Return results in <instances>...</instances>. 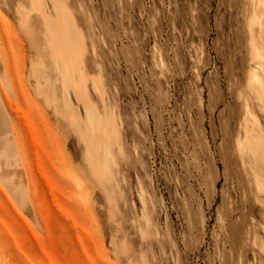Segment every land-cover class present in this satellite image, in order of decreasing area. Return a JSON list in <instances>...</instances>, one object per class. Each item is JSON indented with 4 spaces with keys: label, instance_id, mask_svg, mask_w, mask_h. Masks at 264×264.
<instances>
[{
    "label": "rangeland",
    "instance_id": "rangeland-1",
    "mask_svg": "<svg viewBox=\"0 0 264 264\" xmlns=\"http://www.w3.org/2000/svg\"><path fill=\"white\" fill-rule=\"evenodd\" d=\"M256 2L0 0V264H264Z\"/></svg>",
    "mask_w": 264,
    "mask_h": 264
},
{
    "label": "bare ground",
    "instance_id": "bare-ground-1",
    "mask_svg": "<svg viewBox=\"0 0 264 264\" xmlns=\"http://www.w3.org/2000/svg\"><path fill=\"white\" fill-rule=\"evenodd\" d=\"M254 1H257L256 3H257V5L255 6H253V12L252 13H254L253 15H254V17L253 18H255L254 19V21H255V23H258L259 24V22H260V18H261V16H263L264 17V14L263 15H261V14H258L257 13V11H256V7L258 6V7H264V0H254ZM256 17H258V18H256ZM259 21V22H258ZM254 23V24H255ZM253 29V28H252ZM261 33L264 35V25L262 26V29H261ZM254 40H255V38H253ZM253 59H255V58H253ZM255 65V64H254ZM253 65V66H254ZM253 68V67H252ZM264 68V67H263ZM256 70V69H255ZM252 78L255 80V81H257L258 83H260V84H262V82L260 81V77H259V75L257 74V72H253V76H252ZM251 79V78H250ZM264 85V84H263ZM263 85H262V87H263ZM260 88V87H259ZM263 91H264V89H263ZM254 95H255V93H254ZM264 95V94H263ZM257 97V96H256ZM262 98V97H261ZM259 108H261V107H259ZM246 110V109H245ZM244 118V117H243ZM246 127V126H245ZM248 128V127H247ZM252 131V130H251ZM250 131V132H251ZM250 132H249V135H250ZM257 132H258V130H257ZM259 136V135H258ZM261 137V136H260ZM250 139V138H249ZM262 140H264V139H262ZM257 141V140H256ZM261 141V140H260ZM258 143V142H257ZM252 145V144H251ZM242 146V145H241ZM256 152V151H255ZM257 152H259V151H257ZM263 152V151H262ZM261 152V153H262ZM254 154V153H253ZM258 154V153H257ZM246 156V155H245ZM264 164V163H263ZM252 166V165H251ZM258 169V168H257Z\"/></svg>",
    "mask_w": 264,
    "mask_h": 264
},
{
    "label": "crops",
    "instance_id": "crops-1",
    "mask_svg": "<svg viewBox=\"0 0 264 264\" xmlns=\"http://www.w3.org/2000/svg\"><path fill=\"white\" fill-rule=\"evenodd\" d=\"M251 14H252V16L254 17V15H253V13H252V12H251ZM252 16H251V17H252Z\"/></svg>",
    "mask_w": 264,
    "mask_h": 264
}]
</instances>
